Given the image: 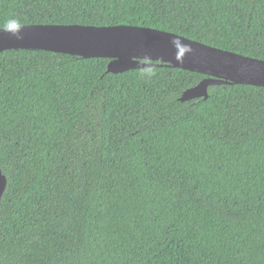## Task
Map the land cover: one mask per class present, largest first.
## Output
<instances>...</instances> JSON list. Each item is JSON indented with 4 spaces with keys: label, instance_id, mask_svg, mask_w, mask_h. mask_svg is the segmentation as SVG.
Wrapping results in <instances>:
<instances>
[{
    "label": "trees",
    "instance_id": "16d2710c",
    "mask_svg": "<svg viewBox=\"0 0 264 264\" xmlns=\"http://www.w3.org/2000/svg\"><path fill=\"white\" fill-rule=\"evenodd\" d=\"M129 24L264 59V0H0V28ZM0 51V264H264V86ZM154 75H148V71Z\"/></svg>",
    "mask_w": 264,
    "mask_h": 264
},
{
    "label": "water",
    "instance_id": "95a60500",
    "mask_svg": "<svg viewBox=\"0 0 264 264\" xmlns=\"http://www.w3.org/2000/svg\"><path fill=\"white\" fill-rule=\"evenodd\" d=\"M44 49L83 56L111 58L107 72L158 65L205 74L196 85L185 89L180 101L207 98L208 87L216 84L264 86V59L212 46L186 36L148 26L114 24H22L18 33L0 28V51ZM7 178L0 168V200Z\"/></svg>",
    "mask_w": 264,
    "mask_h": 264
},
{
    "label": "clouds",
    "instance_id": "9594fccd",
    "mask_svg": "<svg viewBox=\"0 0 264 264\" xmlns=\"http://www.w3.org/2000/svg\"><path fill=\"white\" fill-rule=\"evenodd\" d=\"M20 27H21V24L18 20L11 19L4 26V30H12L13 34H16V33H18ZM148 75H154V73L151 72V70H149Z\"/></svg>",
    "mask_w": 264,
    "mask_h": 264
}]
</instances>
